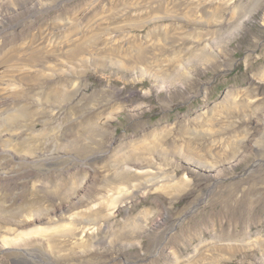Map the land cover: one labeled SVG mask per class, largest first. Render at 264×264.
Returning a JSON list of instances; mask_svg holds the SVG:
<instances>
[{
    "label": "rangeland",
    "instance_id": "rangeland-1",
    "mask_svg": "<svg viewBox=\"0 0 264 264\" xmlns=\"http://www.w3.org/2000/svg\"><path fill=\"white\" fill-rule=\"evenodd\" d=\"M4 1L6 5H0V57L13 47L31 50L33 37L47 32H52L53 44L69 34L89 38L84 27L107 14L110 19L100 20L105 31L99 28L94 36H102L95 39L101 46L82 70L64 79L53 76L43 81L33 76V86L0 100V186L13 198L10 206L0 203V214L12 220L27 213L49 214L59 223L41 224L42 233L35 234L44 235L49 246L41 244L34 233L30 239L22 234L15 250L0 251V264H178L176 258L179 261L213 234L218 239L228 234L237 238L235 234L247 229L264 235V0H233L219 12L211 7L218 1H207L200 9L188 2L174 16L155 11L158 6H140L141 0ZM82 7L90 9L79 16ZM111 31L126 44L112 47L111 42H104ZM139 55L152 58L150 64L140 61ZM77 112L79 116L74 117ZM192 117H212L227 124L222 127L224 133L213 135L222 140V156L227 159L220 172L179 161L175 172L187 176L191 190L172 196L152 190L127 196L124 205L129 216L118 209L109 219L112 223L101 227L96 246L91 242L90 247L77 245L70 236L75 226L66 224L67 217L81 212V203L91 197L104 199L106 206L113 201L102 192V184L111 178L102 182L100 178L131 153L129 142L159 126L183 123L191 128ZM106 118L111 119L104 126ZM11 130L24 135L19 141L23 155L38 144L45 146L47 154L26 161L12 158L3 150L11 141L1 139ZM67 133L76 138L69 139ZM197 136L200 142L210 141L201 138L206 135ZM34 137H40L39 143ZM151 154L144 156L161 158ZM43 178L54 192L33 206L25 199V190L30 182ZM144 208L155 209L146 222L128 220ZM94 214L86 219L101 222ZM30 228L24 231L29 233ZM57 241H68L65 254L56 248ZM262 243L260 249L242 248L216 262L200 252L196 259L179 264H264Z\"/></svg>",
    "mask_w": 264,
    "mask_h": 264
},
{
    "label": "bare ground",
    "instance_id": "bare-ground-1",
    "mask_svg": "<svg viewBox=\"0 0 264 264\" xmlns=\"http://www.w3.org/2000/svg\"><path fill=\"white\" fill-rule=\"evenodd\" d=\"M207 1L210 2L211 4H215L217 1L220 2L217 5L216 4L211 5V7L214 8L213 9L214 11L219 12V10L220 11L224 10L228 6V4H230L233 0H141L140 6L148 5L147 8L153 7V5L158 6L159 8L155 11L161 12V10H162L163 14L171 12L169 14V16H174V14L178 13V10L183 8V6L186 5V3H188V2H195V7L197 9H200L201 7L202 8L205 7V5H206L205 2H207ZM5 2L6 1H4V0H0V5L5 6L6 5ZM91 3H93V2H91ZM198 6H200V7H198ZM87 7H89V6H87ZM87 7H84V8L82 7L83 9L82 10L80 9L81 11L78 9L79 11L77 13L79 14V16L82 15L83 13H85L86 10L88 11V9H90V8L87 9ZM191 7L192 6H190V8ZM131 9H133V8H131ZM0 11H1V9H0ZM150 11H152V10H150ZM114 12H117V11H114ZM156 13H154V14H156ZM73 16H76V15H73ZM108 16L109 15L107 14L106 18L99 17V18L95 19L94 21L90 22L89 25H87L86 27L83 28V29L86 28L87 30H89L88 31L89 35L91 34L89 36V38H82L81 36H79L77 34H69L68 36H66L64 38L65 40H63L61 42H55L53 44V42H52L53 40H50V38H51L50 35L52 32H47L45 35L33 37V40L30 43V46L32 48L31 50L29 47H27L28 48L27 51H19L17 49V47H16V49H14V47H13V48L8 49L6 52H4L2 54V56L0 57V100L3 98L6 99L8 97L17 96L21 92L20 90L26 91L25 90L26 87L27 88L31 87V85H32L31 82L33 79H35L33 76H38L37 78L38 79L41 78L43 81L48 79V78H51V77L53 79V76H55L57 79H60V78L64 79V78H69L70 74H74L72 72L82 70V67H81L82 65L87 66L88 63L92 62L93 57H91V56L94 54V49H97L99 46H101V44H99L100 42L97 43L98 39L97 40H95V39L99 38V37L102 38V36L101 35L99 37L94 36L96 34L94 32L99 30V28H101L102 25H100V20H104L106 23V21L108 19H110V18H108ZM103 17H104V14H103ZM107 22H109V20ZM55 24H56V22H55ZM109 26H110V24H109ZM103 27L100 29L102 31V33L104 30ZM58 28H60V27H56V29H58ZM105 28L111 29L110 27H105ZM98 32H100V31H98ZM97 35H99V34H97ZM49 36H50V38H49ZM104 40H105L104 42H111L112 47L115 45L116 46L119 45L120 47H122L124 44H126L124 38L122 40L115 39V36H113L112 31H111V33L107 34V36ZM24 45L27 46L26 44H24ZM24 45H22V47ZM129 47H130V45H129ZM140 52H142V51H140ZM139 58H140V61L141 60L143 62L145 61V63H147V64H150V61L152 59V58H149L148 55H141V56L139 55ZM123 59L124 58L122 57L121 60L124 61ZM56 67H57L58 72L53 73L54 69ZM263 73H264V69H263ZM80 75H81V73L79 74V76ZM73 76L71 75V78ZM41 81H39V82H41ZM41 85H39V86H41ZM48 85H50V84H48ZM63 104H64V102H63ZM83 111H84V109L82 111H80V113H82ZM80 113L75 114L74 117H78ZM55 118L58 119L59 117H54V119ZM110 119L111 118H108V119L106 118L102 124L104 126H107L109 124ZM62 120H64V118ZM190 120L193 122L191 128L187 127V124H183V123H180L178 127H176L175 124L164 125L161 127L159 126V127L153 128L151 130V133L145 135L143 138H140L139 140L134 141V142H129L130 143L129 148H131L130 149L131 153L127 157H124V159L119 160L116 164H114L115 165L114 171L112 170L110 172H105V173H103V175H101V178H100L101 182L104 181V179L106 177L109 179L111 178V181L108 180L107 178H106L107 180L105 179L106 181L102 184L103 185L102 188L104 191L102 189L101 190H102V192L105 193V196L110 199V201L113 200L114 202L113 201L109 202L110 204H107V206H106V205H104V202H105L104 199L102 200V199L97 198V197H95L96 198L95 199L94 197H91L89 199V202L81 203V207L83 208V210L81 212H79L75 215H70L67 217L68 218L67 220H69V222L66 224L72 225V223H73L75 226V228H73L74 230L70 229V230H68V232L73 230V232H71L72 235L70 234V236H72L71 239L73 238L75 241H77V243H78L77 245L81 244L82 245L81 247L83 248V245L89 244V247H90V242H91V244H93L96 241H99V238L101 236V235L99 236V234H100L99 232H101V229H102L101 227H103L104 225H106L109 222L112 223V221H109V219H111V220L113 219V217L117 213L118 209H120V210L122 209L125 212V214L127 216H129V214L127 213V208L124 205V202L127 199V196H130V195H133L136 193H144L146 190L147 191L148 190L157 191V192L163 193L164 195H168V196H172L176 193H179L180 191H181L180 193H185L187 190H189V189L191 190L192 189V185H191L192 183L190 184V180L187 178V176L186 175L178 176L175 172V170L178 167L179 161L192 163V164L197 165L203 169L210 170V171H213L215 173L220 172L219 168H220L221 164L224 162V160H227V159H225L222 156L223 151H222V148L220 145V143H222V140H219V138L217 139L218 136L213 138V135L214 134L218 135V134L222 133L224 131L222 129V127H225L224 124H226V123L223 122L224 121L223 119H222L223 121H218V120L214 121V118H212V117H204V118L203 117H192ZM72 122H74V121H72ZM43 123H45V125H46L47 120H44ZM29 126H30V124H29ZM215 127H219L218 131L214 130V129L217 130V128H215ZM226 128H228V126ZM192 129H196L195 130L196 133L193 132L194 130L192 131ZM29 132H31V131H29ZM35 132H37V131H35ZM35 132H34V134H35ZM68 133L66 135L69 139L76 138V135L70 134L71 135L70 136ZM20 134H21L20 131H12L11 130L6 134L3 133V136L1 137V139H3V140H8V141L12 142V143L10 142V145H8L7 147H5V149H3L12 158H14L16 160H25L26 161V160H31L33 158H37V157L44 156L45 154H47V152L45 150V146L41 147V145L39 146V144H38V145H35L33 147L34 151L33 150L31 152L24 151V153H30V154H24L23 155L21 153V149H23V148L20 146L21 142H19V141L24 135L22 134L23 136H21ZM198 134L206 135V136H203L201 138H205V139L210 138V141L208 139L207 143H206V141H205V143L200 142L199 141L200 138H198L199 136L196 137V135H198ZM38 136H40V135H38ZM34 138H36V137H34ZM37 138L36 139L38 142V140H40V137H37ZM36 139H34V140H36ZM42 139H43V137H42ZM150 143H153L152 147L150 146ZM203 144H205L206 146H204ZM123 147L126 149L128 147V145L123 146ZM133 148L136 151L133 152L132 151ZM145 152L152 153L151 154L152 157H153V154L158 155L159 158L161 157L160 158L161 160L160 159H152L150 157L148 159V157L144 156ZM16 155H17V157H16ZM156 158H158V157H156ZM112 179L115 180L114 183L112 182ZM111 182L113 183V185L110 184ZM30 184L31 185L28 186L27 189L25 190V193H26L25 199L28 201L29 204H33V206H34V203L37 202L39 199H42V200L50 199L49 196L51 194H53L52 192H54L53 190H50L51 188H50L49 182L46 181V178H43L42 180H38V181H32V182H30ZM96 190L98 191L99 189L96 188ZM102 192H100L99 195ZM76 193H77V191H76ZM78 195L81 196L82 194H78ZM11 197H12V193L9 190H7L6 187L0 186V203H3V204L8 203L9 206L12 205L13 204V202H12L13 198H11ZM54 198H55V196H54ZM84 201H85V199H84ZM3 208H5V207H3ZM44 208H46V207H44ZM154 210L152 208H144V209L140 210L136 215L130 216L128 218V220L135 219V220L141 221V223H142L151 214L154 215V213H153ZM27 211H29V210H27ZM85 212H89V215L95 213L94 215H97L95 217L102 219L101 222H97L96 219L87 220L86 218H88L89 215L87 216L86 214L85 215L81 214V213H85ZM101 212H104V213L101 214V217H100ZM47 215H46V217H41V216H33V214L27 213L26 215L22 216L21 219L12 220L10 218H6V216L4 218L3 217L4 215L0 214V251L3 249L15 250L17 248L16 246H18L17 244H19V242L17 240H20V238H22V236H21L22 234L27 235V237L29 239L31 238L29 235L30 233H34V234H32L33 236H35V234H41L42 233L41 230L43 229V228H40L41 224L42 225L43 224L44 225L45 224L46 225L47 224L48 225H55L58 223V221L56 219L57 217L54 218L53 215H49V214H47ZM61 222H64V221H61ZM144 222H146V221H144ZM98 223H102V224H98ZM30 227H32V228H30ZM26 228H30V230H28L29 233H26L27 231H24ZM45 228H46V226H45ZM229 235L230 234H228V236L224 235L225 236L224 239H218L217 238L218 235L216 236V234H213V235H211L210 239L200 240L197 244L192 246L191 253H187L179 261H178L179 258L178 259L176 258L175 261L179 262V263L180 262H190L191 260L197 258V256L199 255L198 253L201 252V254L203 255V252H204V253L208 254L209 257H212L214 259L211 261L216 262V260L221 259V257L225 259L228 256H231L232 254H234L233 252H235V251L239 252L240 249H242V248L243 249H253V248L260 249L261 243L264 242V235H261L259 232L252 233L247 229H244L241 233L235 234L236 236L239 235V236H237V238H234L233 236H229ZM40 236L38 235L37 237L36 236L35 237L39 238V241L41 244L44 245V243H45V245L49 246L48 245L49 244L48 239L47 238H46L47 240L44 239L45 238V237H43L44 235H40ZM68 237H69V235H68ZM36 238H34V239H36ZM68 239L71 242V239L70 238H68ZM64 241H65V239H64ZM68 241L66 243L57 241L58 245L56 244V248H59V251H62V252L64 251V254H65V252L68 250V248L66 246ZM73 241H72V243H73ZM37 244H39V242ZM262 244H264V243H262ZM93 245H95V244H93ZM93 245H91V246H93ZM50 247H52V246L50 245ZM213 250H215V251L220 250V251H223L225 253L221 254V252H220L218 255V254H216V252L212 253ZM80 251H82L81 248H80ZM262 251H263V249L261 250V253H263ZM78 252H79V250H78ZM241 252H243V251H241ZM247 252H248V250H247ZM66 255H69L68 252L66 253ZM61 256H62V254H61ZM216 257H217V259H216ZM188 264H190V263H188Z\"/></svg>",
    "mask_w": 264,
    "mask_h": 264
}]
</instances>
